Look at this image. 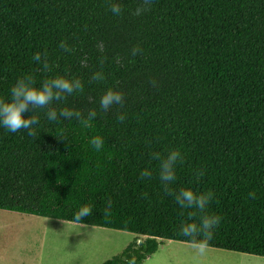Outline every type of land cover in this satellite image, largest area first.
Masks as SVG:
<instances>
[{
	"label": "trees",
	"instance_id": "1",
	"mask_svg": "<svg viewBox=\"0 0 264 264\" xmlns=\"http://www.w3.org/2000/svg\"><path fill=\"white\" fill-rule=\"evenodd\" d=\"M113 2L120 16L108 0H0V99L10 100L22 76L37 87L64 76L84 91L52 106L97 112L85 128L37 109L35 140L0 126V210L72 222L88 205L80 224L134 235L100 264H141L162 240L189 243L180 226L199 223L165 194L152 159L178 149L184 159L170 187L214 193L208 212L221 221L208 247L264 257V0H152L140 16L132 15L140 0ZM137 45L143 54L133 56ZM38 52L48 54L50 72L33 59ZM97 71L104 79L90 82ZM109 88L124 105L104 112ZM95 136L99 151L89 143Z\"/></svg>",
	"mask_w": 264,
	"mask_h": 264
},
{
	"label": "clouds",
	"instance_id": "2",
	"mask_svg": "<svg viewBox=\"0 0 264 264\" xmlns=\"http://www.w3.org/2000/svg\"><path fill=\"white\" fill-rule=\"evenodd\" d=\"M152 0H140L135 10L132 12L133 16H140L150 10ZM108 7L113 15L120 16L122 8L119 3H114L113 0H108ZM59 47L65 51H71L70 47L65 41H61ZM131 54L142 55L143 50L137 45L131 49ZM33 59L42 64L41 71L50 72L51 66L49 64L48 54L36 53ZM117 62L120 58L117 57ZM83 63V61H82ZM103 63V59H101ZM104 79L102 72H94L90 77V82H99ZM155 86V81H151ZM84 85L78 78L68 79L64 76H55L53 78H46L41 82L39 87L35 86V79L32 75H25L17 79L15 84L10 89V100L5 101L0 99V126L6 128L9 132L15 133L24 130L26 134L35 140L38 133L34 126L39 125L40 120L35 111L37 109H44L48 121L71 120L76 119L85 128L90 126V121L96 118L97 112L89 109L87 116L75 109L68 107H53L54 102H62L71 96L74 92L83 93ZM100 109L107 112L113 105L123 107L124 96L120 91H114L109 88L106 90L99 101ZM31 112L32 115L25 118L24 113ZM117 119L120 122L125 120L123 114H119ZM93 148L99 151L104 144L101 137L95 136L89 141ZM152 159L159 161V180L163 185L165 194L173 196L175 202L181 209H188V221H194L197 217L199 223L184 222L181 224L178 234L189 238L191 247L195 249L200 255H203L208 248V241L213 236V229L216 228L221 221V217L215 214H209L208 205L214 198L212 191L204 193H195L186 188L174 190L170 184L176 180L175 168L178 163L183 162V155L178 149H170L166 154L160 152H153ZM204 169H198L195 172L197 179L204 175ZM140 177L151 178L152 172L143 170L140 172ZM146 195V194H145ZM249 197L255 199V193L249 192ZM112 202L109 199L106 202L104 209L105 214L110 212ZM92 214V208L88 205H83L73 214V223L80 224L81 221ZM202 237V238H201ZM127 264H136L135 259L129 260Z\"/></svg>",
	"mask_w": 264,
	"mask_h": 264
},
{
	"label": "rangeland",
	"instance_id": "3",
	"mask_svg": "<svg viewBox=\"0 0 264 264\" xmlns=\"http://www.w3.org/2000/svg\"><path fill=\"white\" fill-rule=\"evenodd\" d=\"M132 233L0 210V264H100ZM142 238H138L141 240ZM141 264H264V258L162 240Z\"/></svg>",
	"mask_w": 264,
	"mask_h": 264
},
{
	"label": "crops",
	"instance_id": "4",
	"mask_svg": "<svg viewBox=\"0 0 264 264\" xmlns=\"http://www.w3.org/2000/svg\"><path fill=\"white\" fill-rule=\"evenodd\" d=\"M224 251V250H223ZM229 252H231V251H229ZM237 253V252H236ZM240 254H242V253H240ZM247 255V254H246ZM259 257V256H258ZM264 258V257H263Z\"/></svg>",
	"mask_w": 264,
	"mask_h": 264
}]
</instances>
